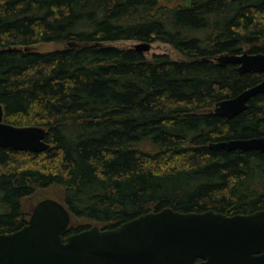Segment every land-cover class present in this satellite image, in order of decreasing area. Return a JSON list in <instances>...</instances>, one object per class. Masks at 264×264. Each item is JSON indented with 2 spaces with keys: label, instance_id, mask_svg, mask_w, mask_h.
<instances>
[{
  "label": "trees",
  "instance_id": "1",
  "mask_svg": "<svg viewBox=\"0 0 264 264\" xmlns=\"http://www.w3.org/2000/svg\"><path fill=\"white\" fill-rule=\"evenodd\" d=\"M119 41L162 42L186 60ZM244 51L264 54V0H0L4 122L43 127L51 145L0 148V234L28 224L24 200L52 186L85 223L68 235L164 208L264 209V154L209 147L263 135L264 93L234 118L210 112L264 80L215 62Z\"/></svg>",
  "mask_w": 264,
  "mask_h": 264
},
{
  "label": "water",
  "instance_id": "2",
  "mask_svg": "<svg viewBox=\"0 0 264 264\" xmlns=\"http://www.w3.org/2000/svg\"><path fill=\"white\" fill-rule=\"evenodd\" d=\"M151 48V43L134 46L144 54ZM215 62L236 65L243 74L264 73L261 53L223 54ZM261 93L264 80L220 101L214 112L234 118ZM4 115L0 103V148L33 153L51 148L45 128L17 127L4 122ZM209 147L264 154V132L260 137L213 142ZM71 222L72 214L64 203L40 201L28 224L13 233L0 234V264H264V209L228 216L164 208L113 229L93 226L68 235Z\"/></svg>",
  "mask_w": 264,
  "mask_h": 264
},
{
  "label": "rangeland",
  "instance_id": "3",
  "mask_svg": "<svg viewBox=\"0 0 264 264\" xmlns=\"http://www.w3.org/2000/svg\"><path fill=\"white\" fill-rule=\"evenodd\" d=\"M138 42L136 41H119V42H114L111 43V46H115L118 48H134L135 45H137ZM65 45L59 44V43H40L38 45H35L32 47L35 51L39 52H46V51H53L56 49H61ZM155 54H167L169 55L172 59L178 60V61H183L186 60L180 53H178L172 46L169 44H165L162 42H155L152 43V48L151 51L146 53V56L151 59ZM215 108L210 109V112H214ZM45 199H54L56 201H59L61 203L64 202L63 199V190L62 188L58 186H52L50 188L40 190L38 191L35 195L28 197L24 200V208L26 212L31 215L34 211V208L36 205ZM85 224L84 222L73 218L71 225H81ZM92 226H98L100 228H104L105 225L103 224H97L93 223Z\"/></svg>",
  "mask_w": 264,
  "mask_h": 264
}]
</instances>
